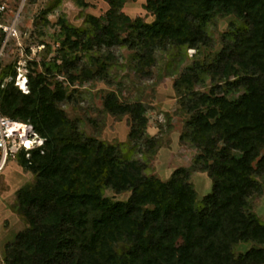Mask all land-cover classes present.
I'll return each instance as SVG.
<instances>
[{"label":"trees","instance_id":"1","mask_svg":"<svg viewBox=\"0 0 264 264\" xmlns=\"http://www.w3.org/2000/svg\"><path fill=\"white\" fill-rule=\"evenodd\" d=\"M106 1V14L88 15L85 27L61 18L59 56L33 61L29 92L16 85L15 66L0 73L1 114L32 123L45 139L17 159L36 178L18 191L29 227L7 244L5 264H264V220L252 203L264 193V0H147L153 22L127 15L130 0ZM230 15L240 23H230L220 51L206 54L213 28ZM115 47L135 51L139 75L158 65V51L180 65L196 51L182 71L168 68L179 72L175 88L187 115L181 138L199 150L195 166L213 182L202 199L189 168L168 180L149 174L146 160L88 135L63 109L72 95L57 76L110 81ZM104 110L130 117L131 141L157 145L144 103L112 91ZM107 189L130 196L114 200Z\"/></svg>","mask_w":264,"mask_h":264},{"label":"rangeland","instance_id":"2","mask_svg":"<svg viewBox=\"0 0 264 264\" xmlns=\"http://www.w3.org/2000/svg\"><path fill=\"white\" fill-rule=\"evenodd\" d=\"M85 1L86 6L79 5L76 0H10L12 13L20 15L17 24L18 37L13 38L5 49L0 61V73L15 66L18 85L28 82V73L34 68L33 61H54L59 56L61 47V18H66L77 27H85L88 15L100 17L109 9L106 0ZM146 2L147 0H130L125 4L123 11L133 20L141 18L145 22H153L155 15L145 8ZM232 21L240 23L233 15L219 19L213 28V45L205 48L206 54L221 50L223 33L229 30ZM113 53L115 62L111 69L113 78L110 81H77L71 84L65 76H57L60 80L64 79L72 95L62 103L63 109L71 118L79 121L81 128L88 135L109 143L124 145L134 157L146 160L149 174L168 180L176 169L189 168L198 198L202 199L211 192L213 182L207 172L195 166L194 159L199 150L181 138L185 131L187 115L182 112L179 94L175 88V81L179 76L177 71H182L187 63L193 61L196 51L189 49L188 58L182 65L173 61L168 54L158 51L156 55L159 63L148 75L136 73L134 50L115 47ZM169 63L178 67L177 73L170 71ZM11 79L7 77L4 83ZM21 86L29 92V85ZM21 86L18 87L24 92ZM198 88L207 91L210 86ZM112 91H115L123 102L144 103L149 118L146 132L157 139L154 148L149 149L144 141L139 144L129 139V116L118 117L104 110V98ZM35 178L36 175L22 167L17 160L9 161L0 174V264H5L7 244L13 242L19 233L27 231L29 227L27 219L18 212V191L22 187L31 186ZM105 194L114 200H126L130 196V192L117 193L111 189H107ZM252 203L254 210L264 220V193L255 196ZM253 245L252 242L240 243L236 251L246 252Z\"/></svg>","mask_w":264,"mask_h":264},{"label":"built area","instance_id":"3","mask_svg":"<svg viewBox=\"0 0 264 264\" xmlns=\"http://www.w3.org/2000/svg\"><path fill=\"white\" fill-rule=\"evenodd\" d=\"M9 3L10 0H0V61L10 41L18 37L20 15L12 13ZM21 88L28 92V89ZM44 142L32 123L11 119L0 112V174L9 161L18 159L22 151L30 157V151L43 146Z\"/></svg>","mask_w":264,"mask_h":264},{"label":"bare ground","instance_id":"4","mask_svg":"<svg viewBox=\"0 0 264 264\" xmlns=\"http://www.w3.org/2000/svg\"><path fill=\"white\" fill-rule=\"evenodd\" d=\"M26 82H21L20 84H25ZM23 88H25V87H23Z\"/></svg>","mask_w":264,"mask_h":264}]
</instances>
